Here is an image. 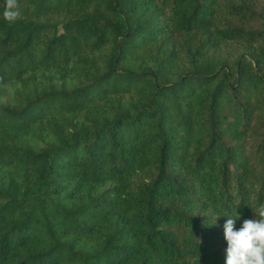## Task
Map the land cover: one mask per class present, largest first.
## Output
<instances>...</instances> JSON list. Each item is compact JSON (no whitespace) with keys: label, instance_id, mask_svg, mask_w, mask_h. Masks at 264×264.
<instances>
[{"label":"trees","instance_id":"1","mask_svg":"<svg viewBox=\"0 0 264 264\" xmlns=\"http://www.w3.org/2000/svg\"><path fill=\"white\" fill-rule=\"evenodd\" d=\"M0 0V264H225L264 204V0Z\"/></svg>","mask_w":264,"mask_h":264},{"label":"clouds","instance_id":"2","mask_svg":"<svg viewBox=\"0 0 264 264\" xmlns=\"http://www.w3.org/2000/svg\"><path fill=\"white\" fill-rule=\"evenodd\" d=\"M19 15L18 0H5V21L13 23ZM254 213L255 218L245 219L238 229L237 218L230 217L224 224L225 264H264V204Z\"/></svg>","mask_w":264,"mask_h":264}]
</instances>
